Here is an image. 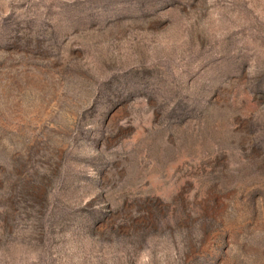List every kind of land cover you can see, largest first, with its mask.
I'll use <instances>...</instances> for the list:
<instances>
[{
  "label": "rangeland",
  "instance_id": "rangeland-1",
  "mask_svg": "<svg viewBox=\"0 0 264 264\" xmlns=\"http://www.w3.org/2000/svg\"><path fill=\"white\" fill-rule=\"evenodd\" d=\"M0 264H264V0H0Z\"/></svg>",
  "mask_w": 264,
  "mask_h": 264
}]
</instances>
